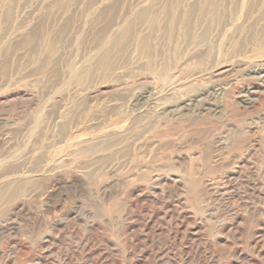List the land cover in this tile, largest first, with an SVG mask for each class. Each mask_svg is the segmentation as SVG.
<instances>
[{"label": "rangeland", "instance_id": "1", "mask_svg": "<svg viewBox=\"0 0 264 264\" xmlns=\"http://www.w3.org/2000/svg\"><path fill=\"white\" fill-rule=\"evenodd\" d=\"M249 68L264 0H0V264H264Z\"/></svg>", "mask_w": 264, "mask_h": 264}, {"label": "bare ground", "instance_id": "2", "mask_svg": "<svg viewBox=\"0 0 264 264\" xmlns=\"http://www.w3.org/2000/svg\"><path fill=\"white\" fill-rule=\"evenodd\" d=\"M214 3V2H213ZM212 3V4H213ZM154 17V16H153ZM142 37V36H141ZM146 39L144 40V41H142L141 42V45H142V47H146V45H147V43H146ZM257 67V66H256ZM223 68V67H222ZM255 69V68H254ZM252 70V68L250 69L249 68V70H248V72H250V74L251 73H254V77H255V79H257V80H259V81H262V82H264V68H259V69H255V70ZM220 70V69H219ZM226 72V71H225ZM218 76V75H217ZM217 76H216V78H217ZM228 78V77H227ZM261 85V84H260ZM219 86V85H218ZM249 86V85H248ZM204 90V89H203ZM219 90V89H218ZM220 90H222V89H220ZM208 91V90H207ZM257 89L256 88H253L251 91H248V92H246V94L244 95V96H242V99H243V102H253L254 100H255V98H256V96H257ZM221 92V91H220ZM216 94V93H215ZM220 95V94H219ZM200 96V95H199ZM202 96V95H201ZM190 97H191V95H190ZM208 98V97H207ZM139 99V98H138ZM188 102V101H187ZM193 102V101H192ZM196 102H198L197 100H196ZM185 104V103H184ZM194 104H195V102H194ZM185 105H187V104H185ZM189 107V106H188ZM206 109V108H205ZM60 180V179H59ZM51 183V182H50ZM56 184V183H55ZM65 184V183H64ZM220 185V184H219ZM63 186V185H62ZM61 186V187H62ZM54 188V187H53ZM56 188V187H55ZM16 189L17 188H14V189H11V190H3L1 187H0V190H2L1 192H0V194H2V193H4V194H9V192H15L16 191ZM50 189H52L51 188V186H50ZM48 191L49 190H47V193H48ZM52 191H54L53 189H52ZM62 191V190H61ZM55 192V191H54ZM65 192V191H64ZM39 194V193H38ZM40 195V194H39ZM50 196V195H49ZM48 196V197H49ZM54 197H55V194H54ZM46 199V198H45ZM44 199V200H45ZM73 200V199H72ZM52 201V200H51ZM56 201V200H55ZM59 201V200H58ZM49 202V201H48ZM60 202V201H59ZM20 203V202H19ZM23 203V202H22ZM51 204H52V202H50ZM54 203V202H53ZM46 204V203H45ZM16 205H17V203H16ZM22 205V204H21ZM64 205V204H63ZM50 206V205H49ZM56 206V205H55ZM45 207V206H44ZM48 207V206H47ZM70 207V206H69ZM80 207V206H79ZM50 209H51V207H50ZM52 209H53V207H52ZM18 210V209H17ZM45 210H46V208H45ZM54 210V209H53ZM52 210V211H53ZM68 210V209H67ZM16 211V210H15ZM43 211V210H42ZM48 211V210H47ZM19 213V212H18ZM42 213V212H41ZM78 213V212H77ZM38 214V213H37ZM48 214V212L46 213V215ZM56 214V213H55ZM33 215V214H32ZM36 216V215H35ZM30 217V216H29ZM36 218V217H35ZM55 218V217H54ZM38 219V218H37ZM73 219V218H72ZM26 220V219H25ZM43 221V220H42ZM78 221V220H77ZM46 222V221H45ZM56 222V221H55ZM52 224V223H51ZM67 224V223H66ZM28 225V224H27ZM50 225V224H49ZM31 226V225H30ZM53 226V225H52ZM55 226V225H54ZM27 229V228H26ZM49 230V229H48ZM77 230V229H76ZM53 232V231H52ZM50 243V242H49Z\"/></svg>", "mask_w": 264, "mask_h": 264}]
</instances>
